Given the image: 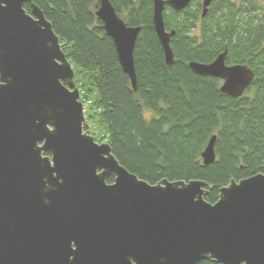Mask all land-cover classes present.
<instances>
[{"label": "water", "instance_id": "obj_1", "mask_svg": "<svg viewBox=\"0 0 264 264\" xmlns=\"http://www.w3.org/2000/svg\"><path fill=\"white\" fill-rule=\"evenodd\" d=\"M191 1L152 0L167 66L175 33L165 30L164 8L179 12ZM95 16L135 92L140 28L126 26L109 0H99ZM226 54L188 68L239 98L254 74L226 65ZM88 128L50 22L33 0H0V264H264V174L231 180L210 204L205 182L138 179ZM215 140L201 153L205 166L215 161Z\"/></svg>", "mask_w": 264, "mask_h": 264}, {"label": "trees", "instance_id": "obj_2", "mask_svg": "<svg viewBox=\"0 0 264 264\" xmlns=\"http://www.w3.org/2000/svg\"><path fill=\"white\" fill-rule=\"evenodd\" d=\"M263 1L212 0L204 17L203 0L179 12L165 6V30L175 33L174 63L167 66L153 28L152 0H109L126 26L140 28L133 51L135 92L95 16L99 0L33 3L59 37L81 100L91 102L87 111H98L87 114L101 133L91 135L138 179L151 185L202 181L204 200L214 204L231 180L264 174ZM224 51L226 65H246L254 74L239 98L221 94L220 80L188 68L190 62L210 64ZM212 136L215 161L205 166L201 153Z\"/></svg>", "mask_w": 264, "mask_h": 264}, {"label": "rangeland", "instance_id": "obj_3", "mask_svg": "<svg viewBox=\"0 0 264 264\" xmlns=\"http://www.w3.org/2000/svg\"><path fill=\"white\" fill-rule=\"evenodd\" d=\"M262 1V0H261ZM263 5H264V1H263ZM88 106H90V105H88ZM96 112H98L95 108H93V109H91V110H88V111H86L85 112V117H86V123L88 124V126H89V132H90V134L92 133V132H95L94 134H97L98 135V133H100L99 131L100 130H98L95 126H94V124H93V121L92 120H88L87 119V114H91V113H96ZM101 134V133H100ZM94 137V136H93ZM97 139H99V138H97ZM95 141H96V143H99L96 139H95ZM100 144V143H99Z\"/></svg>", "mask_w": 264, "mask_h": 264}, {"label": "built area", "instance_id": "obj_4", "mask_svg": "<svg viewBox=\"0 0 264 264\" xmlns=\"http://www.w3.org/2000/svg\"><path fill=\"white\" fill-rule=\"evenodd\" d=\"M88 104H90V102H87L86 106H88Z\"/></svg>", "mask_w": 264, "mask_h": 264}, {"label": "flooded vegetation", "instance_id": "obj_5", "mask_svg": "<svg viewBox=\"0 0 264 264\" xmlns=\"http://www.w3.org/2000/svg\"><path fill=\"white\" fill-rule=\"evenodd\" d=\"M29 13V11H27Z\"/></svg>", "mask_w": 264, "mask_h": 264}]
</instances>
